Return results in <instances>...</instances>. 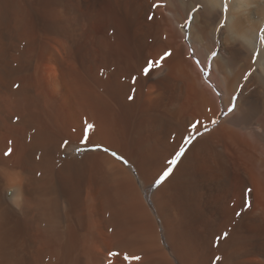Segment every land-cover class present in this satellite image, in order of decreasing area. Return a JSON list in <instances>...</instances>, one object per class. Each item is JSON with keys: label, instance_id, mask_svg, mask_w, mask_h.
Instances as JSON below:
<instances>
[{"label": "bare ground", "instance_id": "bare-ground-1", "mask_svg": "<svg viewBox=\"0 0 264 264\" xmlns=\"http://www.w3.org/2000/svg\"><path fill=\"white\" fill-rule=\"evenodd\" d=\"M240 3L0 0V264H264V0Z\"/></svg>", "mask_w": 264, "mask_h": 264}, {"label": "snow or ice", "instance_id": "snow-or-ice-1", "mask_svg": "<svg viewBox=\"0 0 264 264\" xmlns=\"http://www.w3.org/2000/svg\"><path fill=\"white\" fill-rule=\"evenodd\" d=\"M244 4H243V0H241V3L239 5V7H243ZM152 7H159V4H153ZM225 11L228 10V5L225 3L223 5ZM149 20H152L153 17L152 16H149L148 17ZM192 19L193 18H190L187 23L189 24V26H191V23H192ZM214 44L216 45L217 48L220 47L219 45V42H214ZM253 48H254V45H253ZM219 54L218 50H213L211 51V57L212 58H215L217 57V55ZM173 55V53L171 52V50H168V51H165L160 57H159V60H148L146 61V66L143 68V72L145 75H147L154 67H159L162 65L163 62H165L168 58H170L171 56ZM260 55H264V50L260 51V52H257V56H260ZM207 58V57H206ZM253 59H255V57H253ZM197 64L200 63L199 60L196 61ZM205 76H208L209 73L208 72H205L204 73ZM244 79H248V76L245 75L244 76ZM136 81V78L133 77V82L135 83ZM134 91V89H133ZM219 94V93H218ZM128 99L129 100H132L134 99V96L132 95H129L128 96ZM237 97L233 96L231 98V101H230V104L229 106L227 107V113H225V115L229 114V113H232L235 108H236V101ZM208 111H211V109H208ZM211 122L213 124H217L218 123V119H212ZM203 127L204 128V132H208L210 131L206 125H203L201 121L199 120H196L195 122H192L190 124V128H191V131L188 132L187 135L183 136L182 139H183V144L179 145V150L175 152L174 156L172 157V159L168 160L167 161V164L169 165L168 167H166L162 173L158 176V178L155 179L154 183L156 186H159L173 171V168L171 167L172 165H176L177 162L181 159V157L185 154L186 152V146L188 145H192L193 142L197 139V137L199 136H202L203 133L200 132V128ZM94 128V125L92 124H85L83 126V129H82V133H81V136H82V139L80 140V143L83 144V145H88L89 144V138H88V132L90 130H92ZM187 131V129H186ZM9 144H11V142H9ZM68 144V141H64V144L62 146H66ZM101 147L100 145H93V148H99ZM85 149L83 148H78L77 151H84ZM105 152H108L109 149H104ZM13 152V149L11 147H8L7 148V151L4 152V155L5 156H10ZM111 155L113 157H117L118 159H120L121 161H123L124 163H128V161L123 157V156H119L116 152H111ZM247 192H251V189H248L246 190ZM246 203H248L246 201ZM249 206H250V203H249ZM237 215H239V213H237ZM228 236V233L227 232H224L222 237H216V242L218 243L220 239L222 238H225ZM109 255H115V253H109ZM138 259V257H137ZM217 260L220 259V257H217L216 258Z\"/></svg>", "mask_w": 264, "mask_h": 264}]
</instances>
